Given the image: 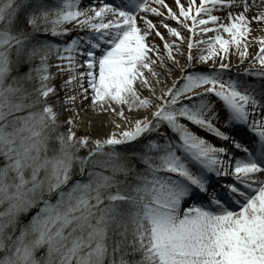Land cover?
I'll return each instance as SVG.
<instances>
[{
	"label": "snow or ice",
	"instance_id": "obj_1",
	"mask_svg": "<svg viewBox=\"0 0 264 264\" xmlns=\"http://www.w3.org/2000/svg\"><path fill=\"white\" fill-rule=\"evenodd\" d=\"M0 264H264V0H0Z\"/></svg>",
	"mask_w": 264,
	"mask_h": 264
},
{
	"label": "bare ground",
	"instance_id": "obj_2",
	"mask_svg": "<svg viewBox=\"0 0 264 264\" xmlns=\"http://www.w3.org/2000/svg\"><path fill=\"white\" fill-rule=\"evenodd\" d=\"M168 2L170 3L171 0H168ZM84 119H85V121H87V120H89V119H92L93 121H98V120L100 119V117H94V116H92L91 113H88V114H86V115L84 116ZM94 134L99 135V134H101V133H100L99 130H96V132H95Z\"/></svg>",
	"mask_w": 264,
	"mask_h": 264
},
{
	"label": "rangeland",
	"instance_id": "obj_3",
	"mask_svg": "<svg viewBox=\"0 0 264 264\" xmlns=\"http://www.w3.org/2000/svg\"><path fill=\"white\" fill-rule=\"evenodd\" d=\"M63 93H61V95H62Z\"/></svg>",
	"mask_w": 264,
	"mask_h": 264
}]
</instances>
